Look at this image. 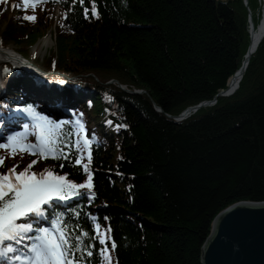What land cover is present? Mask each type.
<instances>
[{
	"label": "trees",
	"instance_id": "16d2710c",
	"mask_svg": "<svg viewBox=\"0 0 264 264\" xmlns=\"http://www.w3.org/2000/svg\"><path fill=\"white\" fill-rule=\"evenodd\" d=\"M17 3H0L2 47H20L45 77L13 78L2 102L20 107L31 89L44 94L37 89L44 81L67 87L56 97L58 114L75 116L89 137L95 134L94 196L76 201L79 228L111 229L113 264H201L221 212L264 203V36L238 89L218 96L243 65L249 15L257 26L261 0H95L99 18L90 0H47L26 12L12 7ZM48 34L54 48L34 55ZM215 98L183 120L171 118ZM37 159L6 158L0 171L19 164V172ZM46 168L82 182L67 161L39 159L32 171ZM89 259L104 264L95 251Z\"/></svg>",
	"mask_w": 264,
	"mask_h": 264
},
{
	"label": "snow or ice",
	"instance_id": "6c2138e0",
	"mask_svg": "<svg viewBox=\"0 0 264 264\" xmlns=\"http://www.w3.org/2000/svg\"><path fill=\"white\" fill-rule=\"evenodd\" d=\"M79 2L83 4L84 0ZM0 3H7V0H0ZM44 3L47 0H19L12 7L26 12L29 6L34 10L37 4ZM90 4L92 14L99 18L95 0H90ZM88 12L85 8L86 17ZM22 19L35 21L36 17L24 15ZM23 111L34 117L37 115L31 106ZM63 124L40 116L35 130L29 131L25 127L23 131L4 136L0 142V150L7 154L0 155V169L5 168L6 158L14 159L17 155L23 158L24 154L38 157L19 172V164L0 171V264H92L89 258L93 257L94 251L104 264H113L116 244L108 236L110 228L101 233L97 224L92 234L79 226L70 228L63 213L55 210L57 202L94 196L90 146L95 134L88 137L85 132L81 139L82 124L79 132L71 129L65 132ZM39 159L67 161L81 173L82 182L69 180L67 173L60 175L51 168L39 173L32 171Z\"/></svg>",
	"mask_w": 264,
	"mask_h": 264
},
{
	"label": "water",
	"instance_id": "95a60500",
	"mask_svg": "<svg viewBox=\"0 0 264 264\" xmlns=\"http://www.w3.org/2000/svg\"><path fill=\"white\" fill-rule=\"evenodd\" d=\"M244 3L248 4V0H244ZM263 36L264 33L259 43ZM256 49L257 47L254 49L249 47L243 65L235 75L238 77V83ZM238 83L233 91H222L218 96L231 95L238 89ZM120 87L125 89L123 86ZM215 102L216 98L211 102L190 107L179 116L171 118L183 120ZM156 109L161 112L159 107L156 106ZM201 264H264V203L241 202L221 212L214 220L211 235L202 249Z\"/></svg>",
	"mask_w": 264,
	"mask_h": 264
},
{
	"label": "bare ground",
	"instance_id": "6f19581e",
	"mask_svg": "<svg viewBox=\"0 0 264 264\" xmlns=\"http://www.w3.org/2000/svg\"><path fill=\"white\" fill-rule=\"evenodd\" d=\"M261 1L263 3L262 4L263 5L262 17H261L257 26L255 25L254 21L252 20L251 13L249 15L250 16L249 17V23H250L249 27H250V47H251V49H254L257 47V45L259 44V41H260V39L264 33V0H261ZM246 5H248V4H246ZM42 43H43V45H47V46L50 44L49 40H47V39L45 41H43ZM3 60H11L9 62H11L15 66V68L28 67V65L26 66V62L22 61V59L15 54V50H13V48L7 47L4 49H0V63ZM27 74L28 73L23 71V70H18V74H14L13 78H20V77L26 78ZM11 75H9V77ZM237 83H238V77L233 76L231 79H229L228 85H227V91H233L236 88ZM44 87H42V88L40 86L37 87L38 91L41 94L44 93L42 95H39L40 98L42 97V99H44V101H46L45 103H48L50 105H57V106L61 107V105L57 101L56 97L58 96V94H61L62 92L67 90V87L66 86L62 87L60 90L58 88H56L55 86H46L45 84H44ZM6 88L1 87V91L4 93L6 91ZM31 92L33 93L32 89H31Z\"/></svg>",
	"mask_w": 264,
	"mask_h": 264
},
{
	"label": "rangeland",
	"instance_id": "374dc122",
	"mask_svg": "<svg viewBox=\"0 0 264 264\" xmlns=\"http://www.w3.org/2000/svg\"><path fill=\"white\" fill-rule=\"evenodd\" d=\"M261 2H262V1H261ZM262 4H263V3H262ZM46 39L49 40V43H50L48 46H47V45H43V43H42V42L45 41ZM7 47H9V48H13V50H15V54H16L17 56H19V55H18V52H17V48H20V47L14 46L13 44H10V45H8V46H6V47H2V43H1V41H0V49H4V48H7ZM53 48H54V40H53V37L50 36V34H48V35H46L44 38H42L41 40L38 41V43L32 48V52H33L34 55H36V56L39 55L40 57H43V56L47 55V54L49 53V51L52 50ZM19 57H20V56H19ZM9 61H11V60H3V61L0 63V82H2V83H3L4 79H5V77H4L3 74H1L2 71L4 70V68H2L1 65L4 64V63H10V65L13 66L12 63L9 62ZM4 71H5V70H4ZM0 85H1V83H0Z\"/></svg>",
	"mask_w": 264,
	"mask_h": 264
}]
</instances>
